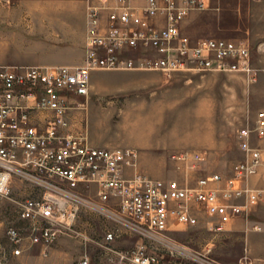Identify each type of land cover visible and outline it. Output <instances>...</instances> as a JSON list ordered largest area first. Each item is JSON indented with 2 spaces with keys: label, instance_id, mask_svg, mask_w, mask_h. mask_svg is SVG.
Returning a JSON list of instances; mask_svg holds the SVG:
<instances>
[{
  "label": "built area",
  "instance_id": "2783aa9c",
  "mask_svg": "<svg viewBox=\"0 0 264 264\" xmlns=\"http://www.w3.org/2000/svg\"><path fill=\"white\" fill-rule=\"evenodd\" d=\"M208 8L206 0H95L87 5V55L78 67L0 65V196L13 197L12 183L30 184V196L17 213L23 225L11 221L7 237L13 254L22 252L20 229H31L32 244L51 249L64 229L84 212L112 223L100 240L116 264H159L149 243L177 248L169 220L194 226L203 209L211 230L252 213L264 200V109L238 131L243 157L229 173L201 175L193 184L153 178L138 170L133 148L92 146L85 130H73L72 112L85 106L78 97L90 95L96 68L160 71L241 72L256 81L249 47L226 38L193 39L183 28L193 11ZM107 11L106 21H103ZM139 68V69H137ZM170 158L196 168L207 158L195 151ZM254 228L261 230V222ZM217 230V229H216ZM134 232L133 249L115 242ZM5 247L0 242V253ZM81 264H89L85 256Z\"/></svg>",
  "mask_w": 264,
  "mask_h": 264
},
{
  "label": "rangeland",
  "instance_id": "374dc122",
  "mask_svg": "<svg viewBox=\"0 0 264 264\" xmlns=\"http://www.w3.org/2000/svg\"><path fill=\"white\" fill-rule=\"evenodd\" d=\"M92 1L0 0V65L70 66L79 59L83 63L87 55L86 9ZM206 1V10L193 11L188 22L184 21V31L193 39H234L236 27L246 25L251 32L241 36L249 40L252 63L259 69L256 81L241 72L181 73L174 78L165 76L151 87L146 100L141 99L145 90L131 89L133 79L107 77L95 83L110 92L107 95L93 92L91 80L89 103L84 97L86 105L75 109L84 113L82 124L78 126L72 119L73 130H85L92 146L137 150L138 170L153 178L193 184L201 175H227L242 156L238 129L264 108V0H247L244 11L235 7V0H227V4L224 0ZM103 16L105 22L107 11ZM94 70L104 74L134 72L124 68ZM132 138L142 146L134 145ZM100 141L110 145H98ZM182 151L200 152L207 159L196 168L183 166L170 158ZM193 206L199 217L196 225L181 223L175 216L169 220L177 248L148 242L159 264H264V200L252 213L215 230H211L206 212ZM256 221L262 223L261 230L254 228ZM16 223L23 225L20 219ZM112 225L99 215L84 212L47 252L42 245L31 243V229H20L24 239L19 255L13 254L6 229L4 240H0L5 247L0 264H81L85 256L89 264H116L117 257L100 245L106 228ZM120 240L122 244L117 243ZM138 240L137 234L128 232L115 246L133 249Z\"/></svg>",
  "mask_w": 264,
  "mask_h": 264
},
{
  "label": "crops",
  "instance_id": "0c3cea01",
  "mask_svg": "<svg viewBox=\"0 0 264 264\" xmlns=\"http://www.w3.org/2000/svg\"><path fill=\"white\" fill-rule=\"evenodd\" d=\"M246 2L247 0H235V7L237 9H240L242 11H244V9H246ZM224 3L227 4L228 1L224 0ZM188 19H185V22ZM188 22V21H187ZM251 31L249 28L246 27V25L244 26L243 24H240L236 27V36L234 37V39L230 38V37H226V39H231V40H236V41H240V42H244L245 44H247V46L249 47L250 50V57L252 59V55H251V47L250 45H248L249 40L245 39L243 40V36H241V34H249ZM222 38V37H220ZM224 38V37H223ZM82 64L81 59H79L78 61H74V63H72L70 66L72 67H78ZM100 70H94L92 72L91 75V80L94 81L93 84V92H99L102 94H109L110 92H105L102 89H99L96 87V84L98 81H101L105 78H116V79H133L134 82V87H131V89H139L142 91H146L144 94L141 95V99H146L149 97V90L151 89V87L155 86L156 84H158L160 81L163 80V78H165V76L168 77H172L174 75H180L181 73H189L188 71H179V72H175L171 75H167L163 72L160 71H151V70H133L134 72L131 73H119V72H111V73H101L99 72ZM123 77V78H122ZM174 78V77H172ZM176 80V79H175ZM115 89V88H113ZM120 87H117L115 90H120ZM112 90V89H110ZM113 92V91H112ZM90 93H91V87H90ZM140 97V96H139ZM84 100V97H79L76 101L77 102H81ZM86 103H89V97L86 99ZM85 103V105H86ZM264 109V108H263ZM257 113V112H256ZM256 113L253 117V119H255ZM83 112L80 110H74L72 112V119L75 123H77L78 126H80L82 117H83ZM252 119V120H253ZM81 123V124H80ZM80 124V125H79ZM76 125V126H77ZM126 139V138H125ZM130 140V138L128 139ZM132 140L136 141L134 143V145H140L142 146L141 141L135 140L134 138H132ZM98 145H102V146H108L110 145L109 143L106 142H98ZM114 144V143H113ZM153 146V145H152ZM162 147L163 145H156V148ZM241 158L243 157V153L241 151ZM251 183L255 186H259V187H264V181H262L259 177H254L251 179ZM12 187H13V197L12 198H6V197H1L0 196V240H4L5 236H6V229L8 227V224L11 221H16L19 219L18 217V207L21 201H23L24 198L30 196V191L32 190V188L30 187V184L24 183L23 181L19 180V179H14L13 183H12ZM241 218V217H239ZM239 218H235L233 220H237ZM206 219L209 221L211 220V218L206 215ZM118 244H122V240L117 241ZM119 247V246H117ZM122 248V247H120Z\"/></svg>",
  "mask_w": 264,
  "mask_h": 264
}]
</instances>
